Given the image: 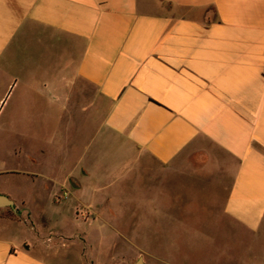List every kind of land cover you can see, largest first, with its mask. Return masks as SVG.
Instances as JSON below:
<instances>
[{
	"label": "crops",
	"instance_id": "obj_1",
	"mask_svg": "<svg viewBox=\"0 0 264 264\" xmlns=\"http://www.w3.org/2000/svg\"><path fill=\"white\" fill-rule=\"evenodd\" d=\"M13 98L0 136L26 138L46 112L83 116L87 150L102 128L131 147L151 214L167 179L186 174L207 221L264 235V0H0V113ZM82 100L102 115L96 132ZM82 157L59 188L78 180ZM14 173L37 177L0 178ZM17 220L0 213V264H55L32 254Z\"/></svg>",
	"mask_w": 264,
	"mask_h": 264
},
{
	"label": "rangeland",
	"instance_id": "obj_2",
	"mask_svg": "<svg viewBox=\"0 0 264 264\" xmlns=\"http://www.w3.org/2000/svg\"><path fill=\"white\" fill-rule=\"evenodd\" d=\"M13 101L4 105L0 119L11 112ZM80 106L98 120L92 125L96 132L102 115L88 112V101ZM77 118L46 112L42 121L24 125L26 138L0 136V169L37 175L32 180L17 173L0 178L16 210L0 213L21 218L28 233L21 236L28 237L32 254L55 264H134L138 258L145 264H232L233 256L237 264H264V235L244 236L228 220L207 221L200 212L205 197L186 174L167 179L155 201L160 212L151 214L148 173L140 174V183L132 182L138 165L131 147L102 128L93 133L87 150L88 130L75 129ZM17 146L21 155L14 154ZM25 152L39 162L30 163ZM82 155L83 171L74 173L78 180L59 188L57 182Z\"/></svg>",
	"mask_w": 264,
	"mask_h": 264
},
{
	"label": "water",
	"instance_id": "obj_3",
	"mask_svg": "<svg viewBox=\"0 0 264 264\" xmlns=\"http://www.w3.org/2000/svg\"><path fill=\"white\" fill-rule=\"evenodd\" d=\"M6 208L11 209L13 212H16L14 208V202L10 200L8 197H6L5 195L0 194V210L6 209ZM134 264H144V261L142 258H138Z\"/></svg>",
	"mask_w": 264,
	"mask_h": 264
},
{
	"label": "trees",
	"instance_id": "obj_4",
	"mask_svg": "<svg viewBox=\"0 0 264 264\" xmlns=\"http://www.w3.org/2000/svg\"><path fill=\"white\" fill-rule=\"evenodd\" d=\"M6 218H9V215H8V216H6Z\"/></svg>",
	"mask_w": 264,
	"mask_h": 264
}]
</instances>
